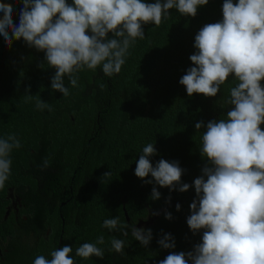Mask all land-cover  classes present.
Returning <instances> with one entry per match:
<instances>
[{
    "label": "trees",
    "instance_id": "trees-1",
    "mask_svg": "<svg viewBox=\"0 0 264 264\" xmlns=\"http://www.w3.org/2000/svg\"><path fill=\"white\" fill-rule=\"evenodd\" d=\"M0 3L12 6L18 25L22 3ZM222 4L208 0L194 17L173 8L159 26L142 25L145 38L130 46L118 74L108 77L100 67L84 68L74 74L76 87L65 77L66 97L51 89L55 69L47 65L43 51L22 38L10 47L0 38V138L15 135L20 142L10 153V175L0 189V264H33L36 256L50 259L53 250L65 245L72 246L75 264H158L170 252L187 253L201 242L203 230L193 233L187 225L196 199L192 184L207 164L199 151L205 127L196 130L195 124L226 117L232 107L226 100L237 81L230 75L216 96L205 97L188 96L179 80L194 66L189 56L197 51L195 35L203 25L222 20ZM26 95L32 99L26 102ZM37 100L47 102L51 111L37 109ZM260 127L264 130V124ZM148 143L156 149L149 157L153 166L160 159L178 162L184 170L180 183L190 185L187 191L180 192V185L170 190L145 183L151 175L143 180L134 175ZM106 172L110 174L104 176ZM10 187L21 207L5 217L4 196ZM153 187L159 199L151 198ZM162 207L167 210L143 228L151 229L152 239L142 246L131 227L146 219L148 209ZM116 217V229L102 227L105 219ZM166 234L174 248H158ZM101 235L104 243L97 247L104 250L103 259L75 255L77 247L96 243ZM113 238L124 241L122 253L111 249Z\"/></svg>",
    "mask_w": 264,
    "mask_h": 264
},
{
    "label": "clouds",
    "instance_id": "clouds-1",
    "mask_svg": "<svg viewBox=\"0 0 264 264\" xmlns=\"http://www.w3.org/2000/svg\"><path fill=\"white\" fill-rule=\"evenodd\" d=\"M19 2L23 7L18 25L13 23L12 6L0 3V38L9 47L13 40L22 38L28 46L43 51L47 65L55 69L51 89L66 97L70 93L65 77L76 87L78 77L74 74L84 68L100 67L108 77L118 74L130 46L136 39L145 38L142 25L159 26L173 8L181 15L194 17L198 7L208 0ZM193 47L197 51L189 60L194 66L179 80L188 96L196 93L214 97L230 75L237 83L226 100L232 106L226 117L209 121L206 126L203 122L195 124L196 130L205 127L199 151L207 164L192 184L196 199L189 206L187 225L193 233L203 230L201 242L187 253L170 252L158 264H264V130L260 127L264 124V0H237L235 4L223 0L222 20L203 25L194 37ZM99 87L103 89L104 85ZM31 99V95L25 96L26 102ZM36 107L51 111L42 100H37ZM19 147L15 135L0 138V189L10 175V153ZM155 154L154 143L144 146L134 175L142 180L151 175L152 180L145 183L154 181L170 190L180 185V192L187 191L190 185L180 183L184 170L178 162L160 159L153 166L149 157ZM44 166H48L47 161ZM151 198H160L155 187ZM176 210H180L179 204ZM165 218L171 219V214L165 213ZM119 224L116 217L105 219L102 227L111 230ZM143 228L132 226L131 234L147 246L152 239L151 229ZM123 234L128 235L127 231ZM103 243L101 235L96 243L77 247L75 255L103 259L104 250L97 247ZM160 247H175L170 234L158 240ZM111 249L122 253L124 241L111 239ZM72 251V246L65 245L53 250L50 259L36 256L33 264H75Z\"/></svg>",
    "mask_w": 264,
    "mask_h": 264
},
{
    "label": "flooded vegetation",
    "instance_id": "flooded-vegetation-1",
    "mask_svg": "<svg viewBox=\"0 0 264 264\" xmlns=\"http://www.w3.org/2000/svg\"><path fill=\"white\" fill-rule=\"evenodd\" d=\"M4 199L7 202V206L5 207L6 210L8 211L7 216L11 213L17 214L19 208L21 207V204H20V199L15 194L12 187L6 190ZM189 264H191V262H189Z\"/></svg>",
    "mask_w": 264,
    "mask_h": 264
},
{
    "label": "water",
    "instance_id": "water-1",
    "mask_svg": "<svg viewBox=\"0 0 264 264\" xmlns=\"http://www.w3.org/2000/svg\"><path fill=\"white\" fill-rule=\"evenodd\" d=\"M167 210V207H163V208H161V209H159L158 211H156V212H153V211H151V210H148V216H147V219L146 220H138V222H137V224L135 225V227L136 228H141V227H147V226H149V225H152L153 224V220L154 219H157L158 218V216L161 214V213H163L164 211H166ZM8 211H6V216L5 217H7V213ZM151 213H153V217H151ZM154 213H155V215H154ZM125 216H127L126 215V213H125ZM126 220L128 221V218L126 217Z\"/></svg>",
    "mask_w": 264,
    "mask_h": 264
}]
</instances>
